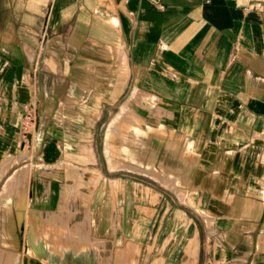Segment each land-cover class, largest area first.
I'll list each match as a JSON object with an SVG mask.
<instances>
[{"label": "crops", "instance_id": "crops-1", "mask_svg": "<svg viewBox=\"0 0 264 264\" xmlns=\"http://www.w3.org/2000/svg\"><path fill=\"white\" fill-rule=\"evenodd\" d=\"M18 156L23 179L4 165ZM13 172L41 214L78 205L66 235L188 219L195 264H264V0H0V180Z\"/></svg>", "mask_w": 264, "mask_h": 264}, {"label": "rangeland", "instance_id": "rangeland-1", "mask_svg": "<svg viewBox=\"0 0 264 264\" xmlns=\"http://www.w3.org/2000/svg\"><path fill=\"white\" fill-rule=\"evenodd\" d=\"M138 114H144L145 110L138 108ZM127 112L130 114L129 109ZM155 113L160 115L162 113L160 108L155 109ZM137 114V113H136ZM133 117H136L133 115ZM29 117H24L20 122L19 131L22 132L26 138L27 134L33 131V125ZM137 122L135 127H138L139 119H134ZM129 124L113 125L110 133L111 135H119L123 140H129V134L126 133ZM113 127H116L115 131ZM114 166L116 159L114 155L111 156ZM25 160V161H23ZM120 164L119 167L134 168L129 163ZM26 164L18 173L24 178L29 173L31 168L30 157H14V161L5 163V169L9 165L18 167L19 165ZM76 167H71L68 176L76 179ZM17 172L11 173L9 176L6 174L4 179L0 180V264H195L197 256V243L193 247L191 254L187 251L188 245L198 240V235H184V228L187 227L191 221L179 219L160 221L164 222L162 230L155 236H147L143 238V233L146 230L147 224L154 223V230L158 226L159 221L138 220L134 227L133 239L129 236L106 237L101 239L97 237L89 238L86 242L82 237L66 235L67 232L74 224L75 220H70L72 215L71 211H75L78 205L72 203H62L57 209L52 212L41 214L40 209L31 207L32 204L28 201L27 191L22 186V179L20 185L15 187L17 183ZM8 176V177H7ZM5 180V181H4ZM24 183V182H23ZM26 183V182H25ZM167 183V182H166ZM172 183V182H170ZM7 189L5 193L3 187ZM176 191L183 195V192L178 188L173 187ZM71 191V188H68ZM141 193L139 192V195ZM138 195V196H139ZM180 196V195H179ZM89 197V196H88ZM181 203L179 206L184 208L187 214L197 215L195 204L189 203L188 198L180 196ZM193 199V198H192ZM194 201V200H192ZM197 206V205H196ZM199 208V207H198ZM39 211L43 220V228L37 226L32 221V212ZM59 217L51 220V217ZM198 217V216H197ZM61 218V219H60ZM205 222L208 227L211 222L205 216ZM130 221L122 222V232H129ZM184 222V224H182ZM200 234L204 233V226L198 219L195 220ZM45 223V224H44ZM161 224V223H160ZM167 224H170L172 229L168 230ZM162 225V224H161ZM164 227L166 229H164ZM184 227V228H183ZM68 229V230H67ZM191 225L188 226L187 232L190 233ZM183 230V231H182ZM44 233L45 240L40 238V232ZM61 233V234H57ZM203 238V236H201ZM99 239V240H98ZM75 241V244H70V241ZM137 240V241H136ZM141 240V241H140ZM100 241V242H97ZM182 243L183 251L177 253ZM187 244V245H186ZM130 245L132 248H130ZM186 245V246H185ZM174 246L172 254L177 255L174 259L170 258V249ZM90 247L89 252H85ZM70 251V252H69ZM25 259V261H24ZM122 261V262H121Z\"/></svg>", "mask_w": 264, "mask_h": 264}, {"label": "bare ground", "instance_id": "bare-ground-1", "mask_svg": "<svg viewBox=\"0 0 264 264\" xmlns=\"http://www.w3.org/2000/svg\"><path fill=\"white\" fill-rule=\"evenodd\" d=\"M7 189V187L6 186H4L3 187V190L4 191H2L1 193L2 194H4L5 193V190ZM1 196V195H0ZM1 202V201H0ZM32 221H33V223L35 224V225H37V226H40V229H42L43 228V220H41L40 219V217H39V215L36 213V212H32ZM207 219H208V217H207ZM40 238H42L43 240H45V237H44V233L41 231L40 233ZM195 243H197V240L196 241H194V243H191V245H188V247L186 246V248H188L187 249V251L189 252V254H191V251H192V249H193V247H195ZM70 244H75V241H73V240H71L70 241ZM180 247H181V245H180ZM24 261H25V259H24ZM122 262V261H121ZM28 264V263H27Z\"/></svg>", "mask_w": 264, "mask_h": 264}]
</instances>
